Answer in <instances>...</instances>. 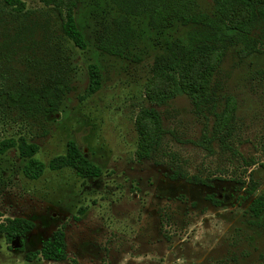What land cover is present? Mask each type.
<instances>
[{"label": "rangeland", "instance_id": "obj_1", "mask_svg": "<svg viewBox=\"0 0 264 264\" xmlns=\"http://www.w3.org/2000/svg\"><path fill=\"white\" fill-rule=\"evenodd\" d=\"M21 1L35 13L31 22L15 20L0 32V145L34 143L35 158L47 168L31 180L18 146L0 151V224L35 223L23 252L0 233V264H264V218L250 212L253 199L264 195V46L253 55L239 47L218 50L160 75L152 66L182 28L155 29L147 18L124 22L111 0H80L83 51L52 6ZM191 6L213 12L212 0ZM247 15L235 5L229 23ZM20 23H34L35 32L6 44ZM103 41L127 45L141 61L104 52ZM92 64L102 87L86 96ZM55 81L63 95L50 115L9 100L10 93L25 90L27 100L46 87L54 96ZM194 96L209 100L198 109ZM71 142L100 168L99 177L48 168ZM213 196L223 200L220 207ZM61 226L68 259L28 261Z\"/></svg>", "mask_w": 264, "mask_h": 264}, {"label": "trees", "instance_id": "obj_2", "mask_svg": "<svg viewBox=\"0 0 264 264\" xmlns=\"http://www.w3.org/2000/svg\"><path fill=\"white\" fill-rule=\"evenodd\" d=\"M44 3L58 13L61 18L63 31L66 36L81 50L87 49V42L81 30L77 18L76 9L80 0H43ZM112 3L121 11V19L126 22L131 18H147L148 23L155 29H172L173 27L182 28V33L169 37L164 43V49L159 55L153 66L155 74L166 75L180 70L185 63L197 56L212 54L218 50L227 51L230 48H241L250 55L258 53L260 45L264 46V0H212L213 12H196L192 9V0H111ZM243 6L247 11V18L236 24L229 23L230 9L235 6ZM35 13L26 10L21 0H0V32L15 20L19 19L31 22ZM8 20V21H7ZM14 20V21H13ZM34 23L24 25L20 23L19 32L12 36L10 42L6 44L26 41L27 36L35 32ZM18 25V24H17ZM24 25V26H23ZM172 30L171 32H175ZM127 45L118 43L102 42L100 49L104 52L125 59H132L135 62L141 61L131 51L126 50ZM90 86L86 96L96 94L102 87V74L99 67L95 64L90 65ZM53 95L48 93L51 87H46L37 96H31L27 100L23 99V91L10 93L11 103L20 102V107L26 111H34L38 114L50 115L60 106L63 90L54 82ZM85 97V96H84ZM193 103L196 108H201L209 100L206 97L194 96ZM159 141V139H158ZM18 146L23 158L27 160L24 167V174L31 180L40 179L47 165L35 158L39 147L32 143L22 141L19 145L11 142L8 146L0 145V151L5 152L8 148ZM67 167H73L78 171V175L84 178L99 177L101 170L94 163L89 161L86 155L76 146L69 143L66 156L52 160L48 168L52 171H59ZM183 179L196 181L205 184L206 181L198 177L189 178L183 175ZM256 188L248 189L249 196L256 192ZM215 206L220 207L222 200L212 197ZM251 215L259 219L264 218V195L257 196L250 204ZM260 225V222L257 221ZM35 229V223L25 218L7 219L0 224V233L5 235L8 242L19 243V251H25V237ZM42 258L47 261L62 262L68 259L66 229L59 227L52 235L41 244L40 249L26 255L28 261Z\"/></svg>", "mask_w": 264, "mask_h": 264}, {"label": "flooded vegetation", "instance_id": "obj_3", "mask_svg": "<svg viewBox=\"0 0 264 264\" xmlns=\"http://www.w3.org/2000/svg\"><path fill=\"white\" fill-rule=\"evenodd\" d=\"M219 199H221V197H218ZM222 200V199H221ZM223 204V200H222V203H221V205Z\"/></svg>", "mask_w": 264, "mask_h": 264}]
</instances>
